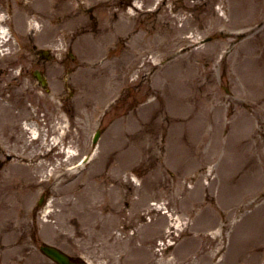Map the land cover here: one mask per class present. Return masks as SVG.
Masks as SVG:
<instances>
[{
    "label": "rangeland",
    "instance_id": "obj_1",
    "mask_svg": "<svg viewBox=\"0 0 264 264\" xmlns=\"http://www.w3.org/2000/svg\"><path fill=\"white\" fill-rule=\"evenodd\" d=\"M70 2L0 1L15 13L11 26L19 31L18 36L27 37L37 47H50L55 58L44 67L49 92L40 93L41 89L30 81L33 95L23 101L22 111L11 109L5 114L8 120L15 116L18 128L14 131L20 144H11L14 148L6 150L14 159L0 168V221L7 222L0 227L7 228L6 233L2 232L6 238L0 242V264H52L37 250L42 242L91 264L192 261V257L185 256L183 240H176L171 254L174 257L166 255L162 241H150L166 221L155 212H143L147 203L135 211L137 200L152 194L156 196L154 202L163 207L162 212L169 211L174 217L181 213L182 222L188 218L187 212L183 214L186 207L196 206L202 217L190 218L195 220V230L212 225L210 221L218 220L220 215L227 230L240 217L242 213L230 202L238 189L228 188L226 195L216 193V186L219 189L226 185V178L215 165L212 151L221 145V159L233 148L231 141L246 140L245 132L252 121L253 133L249 135L253 141L240 147L249 145L252 151V157L243 153L246 162L258 168L264 162V88L257 93V81H252V75L259 78L264 72L263 18H251L252 0H230L231 5L226 0L227 19L216 20L221 0ZM158 5L159 11L155 12ZM39 8L44 11L37 16ZM22 10L28 12L26 20L20 19ZM226 23L229 25L225 27ZM231 24H252V30L240 36ZM208 38L202 44V39ZM203 67L206 73L201 77ZM128 70L131 72L124 80ZM152 77L154 86L150 84ZM57 93L74 106L73 111H67V118L60 115ZM113 98L118 100L107 111L106 103ZM32 112L42 115L51 135L55 125L70 128L58 147L48 151L40 124L36 140L24 133L22 125L28 123ZM23 117L25 121L20 125ZM205 118L212 129L205 126L204 135L210 134L202 138ZM96 130L101 132L94 150L90 137ZM221 131L230 136L219 144ZM165 139L169 153L165 152ZM197 141L201 142L200 148H196ZM69 142L74 156L67 161L62 154ZM87 147L95 154L86 167L72 179L62 182L63 177L56 178L66 169V163L77 160ZM38 158L39 164L33 165ZM180 159L186 165L181 166ZM198 173L200 183L196 184L193 178ZM42 175L49 178V183H39ZM186 178L193 179L192 184L189 179L184 182ZM257 178L259 185L264 183V175L258 174ZM209 180L213 182L210 189L205 188ZM73 183L77 187L66 195L63 188ZM189 185L194 186L190 193ZM42 195L43 202L37 206ZM254 197L245 211H257L244 217L238 229L235 227L236 232L231 230L234 240H229V257L245 263L247 255L249 264H264V190ZM60 198L67 199L65 205L57 203ZM151 217L154 223L150 226ZM172 234L175 239L178 233ZM171 235L164 240H172ZM194 243L187 245L189 251H196V245L201 247ZM207 243L209 250L215 242ZM4 245L9 249L2 252ZM245 247H250L246 253ZM200 260L205 264L208 257Z\"/></svg>",
    "mask_w": 264,
    "mask_h": 264
},
{
    "label": "bare ground",
    "instance_id": "obj_2",
    "mask_svg": "<svg viewBox=\"0 0 264 264\" xmlns=\"http://www.w3.org/2000/svg\"><path fill=\"white\" fill-rule=\"evenodd\" d=\"M69 2H70V0H68ZM71 3V2H70ZM48 8H51V5H49L48 6ZM42 11H44V8H39L36 12L38 13V15L37 16H40L39 14H41L42 13ZM156 11H159V5L156 7ZM127 15V14H126ZM128 16V15H127ZM125 17V16H124ZM21 18H22V20H23V18H24V15H22L21 16ZM254 81L256 82V84H254V85H256L257 86V90L258 89H261L262 87H264V75H262V77H259V78H257V79H254ZM25 132L27 133V134H30V135H35V129L34 128H32V127H30V126H27V127H25ZM55 131H56V135L53 137V143H54V146L55 147H58V144L60 143V140H61V137L63 136V134H61L60 133V127H58V126H56L55 127ZM259 141H257V143H258ZM56 144V145H55ZM263 144H264V142H263ZM68 147H70V146H68ZM69 153V155L71 154V150H70V148H68V150L66 151V153ZM69 159H70V157H69ZM239 161H240V164H239ZM37 164H39V162H37L36 161V164L35 165H37ZM229 168H230V165H227L225 168H224V172H228V170H229ZM235 169H240L241 171H245L246 169H245V165H242V159H241V156H240V154L239 153H236L235 154V166L233 167V169H232V174H233V171L235 170ZM69 174H73L72 172H70ZM255 174H256V170L255 169H251V177H254L255 176ZM43 176V175H42ZM41 176V177H42ZM248 176H250V173H249V167H248V169H247V172H246V176H245V178L246 177H248ZM196 180H199V178H197ZM233 182H235V180L233 179V178H231L230 179V183H233ZM246 182V181H245ZM240 183H243V182H240ZM36 184V183H35ZM34 184V185H35ZM56 184V183H55ZM81 186H84V185H82L81 184ZM80 185H78V187H81ZM210 186V185H209ZM236 186V184L235 183H233L232 184V188L233 187H235ZM77 187V185H75L74 183L72 184V185H68V186H66V187H64L63 188V190H64V193L66 194V195H69V193H70V190H74L75 188ZM114 187V189L116 188L115 186H113ZM62 190H60V191H58V194L61 192ZM235 200V199H234ZM233 200V201H234ZM66 201H67V199L66 198H60L59 200H58V204L59 205H65L66 204ZM148 201H149V196L147 195V194H145V195H143V197H142V199H141V201H139V200H137V207L135 208V211H137V209L139 210L141 207H143L146 203H148ZM236 204V203H235ZM252 204V203H251ZM249 205V203L248 204H246V205H244L243 206V208H246L247 206ZM146 210H149V211H153V209L151 208V207H149L148 206V204H146L145 205V207L143 208V211H146ZM133 215V214H132ZM171 218H170V222H171ZM174 220H172V224L171 225H173L174 224ZM152 224V223H151ZM151 224H149L150 226H151ZM129 225V224H128ZM169 225H170V223H169ZM151 229V228H150ZM150 229H148V230H150ZM166 232V231H165Z\"/></svg>",
    "mask_w": 264,
    "mask_h": 264
},
{
    "label": "water",
    "instance_id": "obj_3",
    "mask_svg": "<svg viewBox=\"0 0 264 264\" xmlns=\"http://www.w3.org/2000/svg\"><path fill=\"white\" fill-rule=\"evenodd\" d=\"M44 251L50 255L52 258H54L55 260H57L60 264H66L67 263V259L61 255L60 253H58L55 249L52 248H48L45 247Z\"/></svg>",
    "mask_w": 264,
    "mask_h": 264
},
{
    "label": "flooded vegetation",
    "instance_id": "obj_4",
    "mask_svg": "<svg viewBox=\"0 0 264 264\" xmlns=\"http://www.w3.org/2000/svg\"><path fill=\"white\" fill-rule=\"evenodd\" d=\"M5 66H6V68H9V65H8V63H7V62L5 63Z\"/></svg>",
    "mask_w": 264,
    "mask_h": 264
}]
</instances>
